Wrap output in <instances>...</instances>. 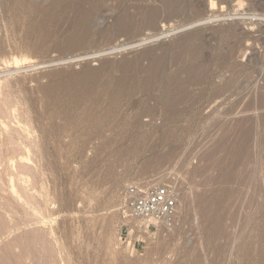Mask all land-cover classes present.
Segmentation results:
<instances>
[{
  "label": "rangeland",
  "instance_id": "rangeland-1",
  "mask_svg": "<svg viewBox=\"0 0 264 264\" xmlns=\"http://www.w3.org/2000/svg\"><path fill=\"white\" fill-rule=\"evenodd\" d=\"M68 1L0 0V264H264V0H210L213 13L209 0H102L83 13ZM84 13L89 36L66 46ZM154 57L160 74L141 87ZM202 59L201 95L169 114L164 103L195 86L185 76ZM242 125L250 138L235 155ZM160 182L179 193L181 228L147 236L141 254L120 250L122 191ZM203 193L222 197L212 236Z\"/></svg>",
  "mask_w": 264,
  "mask_h": 264
},
{
  "label": "bare ground",
  "instance_id": "bare-ground-1",
  "mask_svg": "<svg viewBox=\"0 0 264 264\" xmlns=\"http://www.w3.org/2000/svg\"><path fill=\"white\" fill-rule=\"evenodd\" d=\"M30 1H31V0H30ZM74 1H75V0H74ZM93 1H95V2H96V1H97V2L100 1V2H101L102 0H78V3H77V1H76V4L73 3L74 6H75V7L73 6V8H72V6H70L71 3H69V2H70V0H69L68 3H65V4H64V6H65V8H66V7H69V8H72V9L75 8L74 11H75V12H76V11L79 12V11L82 10L81 8H82V6H84V5H83L84 3H88L87 5H89V3L92 4ZM106 1H107V0H106ZM141 1H145V0H141ZM151 1H154V0H151ZM178 1H179V0H178ZM209 1H210V0H209ZM22 2H23V1H22ZM52 2H53V0H52ZM16 3H17V2H16ZM16 3H15V4H16ZM28 3H29V2H27L26 4H28ZM57 3H58V2H57ZM57 3H55V5H56ZM93 3H94V2H93ZM177 3H178V2H177ZM208 3H209V7H210V10L212 11V13H213V10H214V11L218 10V7H217L218 4H217V6H216V2H214V1H210V2H208ZM220 3H221V2H220ZM18 4H19V3H18ZM18 4H17V5H18ZM23 4H24V3H23ZM62 4H63V3H61V5H62ZM164 4H165V3H164ZM33 5H34V4H33ZM57 5L59 6L60 4H57ZM61 5H60V6H61ZM62 6H63V5H62ZM64 6H63V7H64ZM15 7H16V5H15ZM23 7H24V5H23ZM28 7H29V5L27 6V8H28ZM32 7H33V6H32ZM56 7H57V6H55L54 8H56ZM63 7H62V9H63ZM86 7H87V6H86ZM154 7H155V6H154ZM173 7H174V6H173ZM181 7H182V6H181ZM16 8H17V7H16ZM25 8H26V7H25ZM27 8H26V9H27ZM59 8H60V7H59ZM69 8H68V9H69ZM83 8H84V7H83ZM18 9H19V8H18ZM26 9H25V10H26ZM32 9H34V8H32ZM84 9H85V8H84ZM92 9H93V8H92ZM160 9H161V8H160ZM21 10H22V9H21ZM53 10H54V9H53ZM57 10H58V8L56 9V11H57ZM65 10H66V9H65ZM70 10H71V9H70ZM161 10H162V9H161ZM22 11H23V10H22ZM22 11H21V12H22ZM87 11H88V10H87ZM147 11H148V9H147ZM164 11H165V10H164ZM29 12H30V10H29ZM84 12H85V10H84ZM158 12H159V11H158ZM158 12H157L156 10H153V9H152V11H150V14H149V16H148L149 18L147 17V19H146V21H147V22H146L147 26H150V25L152 26V25H154V24L158 21V19H159ZM79 13H80V12H79ZM79 13H78V14H79ZM82 13H83V10H82ZM88 13H89V12H88ZM141 13H142V12H141ZM159 13H160V12H159ZM89 14H90V13H89ZM89 14H87V13L80 14V17H81L80 20L82 21L81 24L79 23L80 26H78V27H79L78 30L80 31V33L78 32L79 35H78V33H77V36L74 35L75 32H74V34L72 33V35L66 40V41H67L66 46L71 47V48L78 47V46H80V45L84 42V40L89 36V35L87 34V31L90 33V30H87V27H88V26H87V23L90 21V20H89V18H90V15H89ZM146 14H147V13H146ZM43 15H45V14H43ZM81 15H82V16H81ZM130 15H131V14H130ZM53 16H54V15H53ZM173 16H174V15H173ZM209 16H210V15H209ZM44 17H47V16H44ZM125 17H126V16H125ZM125 17H124V15H122L120 18H118V19L120 20V22H121L122 25H120L119 21H118V24H119V26H122V28H123V25H124V23H125V21H126V20L124 19ZM129 17H130V16H129ZM160 17H161V16H160ZM211 17H212V16H211ZM211 17H210V18H211ZM48 18H49V17H48ZM77 18H78V17H77ZM168 18H169V17H168ZM42 19H43V20H42ZM42 19H41V22H42V21H43V22H46V21H44V18H43V17H42ZM161 19H162V18H161ZM211 19H212V18H211ZM45 20H46V18H45ZM75 20H76V22H75ZM80 20L77 21V19H74V20H73L74 22H71V21H70V22H71L70 24H73V25H74V23H78V22H80ZM134 20H136V19H134ZM134 20H133V21H134ZM144 20H145V19H144ZM163 20H164V19H163ZM207 20L209 21L210 19L207 18ZM127 21L130 22V21H132V20H131V18H130V19L127 20ZM133 21H132V22H133ZM135 22H136V21H135ZM139 22H140V21H139ZM143 22H144V21H143ZM130 23H131V22H130ZM144 23H145V22H144ZM39 24H40V23H39ZM42 24H43V23H42ZM44 24H45V23H44ZM79 24H78V25H79ZM128 24H129V23L126 24L127 27H128ZM136 24H137V22H136ZM140 24H141V23H140ZM142 24H143V23H142ZM35 25H36V24H35ZM75 25H76V24H75ZM75 25L73 26V28H75ZM89 25H90V24H89ZM130 25H131V24H129V28H128L129 30H128V31H131V30H132V29H130ZM132 25H134V22H133ZM132 25H131V26H132ZM69 26H70V25H69ZM76 26H77V25H76ZM147 26H146V27H147ZM40 27H41V26H40ZM124 27H126V26H124ZM34 28H35V27H34ZM73 28H72V29H73ZM120 28H121V27H120ZM131 28H132V27H131ZM88 29H89V28H88ZM40 30H41V29H40ZM45 30H46V29H45ZM73 30H74V29H73ZM122 31H124V29H122ZM126 31H127V29L125 30V32H126ZM126 33H127V32H126ZM128 33H129V32H128ZM195 33H196V32H195ZM73 35H74V36H73ZM197 37H198V36H197ZM189 39H190V38H189ZM191 39H192V38H191ZM195 39H196V38H195ZM187 40H188V39H187ZM200 40H201V39H200ZM193 41H194V40H193ZM191 42H192V41H191ZM188 43L190 44V42H188ZM192 43H193V42H192ZM194 43H195V42H194ZM191 45H192V44H191ZM189 46H190V45H189ZM183 47H184V46H183ZM183 47H182V48H183ZM192 47H194V46H192ZM192 47H190V48H191L192 51H193V48H192ZM187 48H188V47H187ZM202 48H203V46H202ZM188 50H190V49H188ZM188 50L186 49V51H187V53H188V54L186 53V55H188V57L185 56L186 59H190V58L193 56V54L190 55L191 53H189ZM192 51H191V52H192ZM202 51H203V50H202ZM177 52H178V51H177ZM183 52H184V50H183ZM183 52H182V53H183ZM178 53H179V52H178ZM180 53H181V52H180ZM182 53H181V54H182ZM192 53H193V52H192ZM194 53H196V52H194ZM183 54H185V53H183ZM143 55H144V54H143ZM194 55H195V54H194ZM150 57H151V56H150ZM178 57H179V56H178ZM182 57H183V56H182ZM185 57H184V58H185ZM195 57H196V56H195ZM179 58H180V57H179ZM175 59H176V58H175ZM180 59H181V58H180ZM182 59H183V58H182ZM191 59H192V58H191ZM193 59H194V58H193ZM200 59H201V58H200ZM126 60H127V59H126ZM136 60H138V59H135V61L133 60V61L135 62V63H133L135 66H136ZM177 60H179V59H177ZM184 60H185V59H184ZM133 61H132V62H133ZM174 61H175V60H174ZM179 61H181V60H179ZM189 61H190V60H189ZM189 61H188V62H189ZM193 61H194V60H193ZM201 61H204V60H203V59L200 60V61L198 60L197 63H198V62H200V63H198V65H196L197 63H195V66H196V67L193 65L194 68H192V69L189 68L190 70L185 69V70L188 71V72H187L188 74H186L187 76H185L187 83L189 82L190 84H191V83L193 84V81H194V82L197 81V82L195 83V86L192 85V86H191L192 88L190 87L191 90H189V92L186 91V90L184 89L186 92H185L184 94L180 95V96L177 95L178 97H177L176 99H175V97H174L175 100H169V98L166 96V97L168 98V101L166 102V104L164 103V105H165V109L167 110V112H169V114L174 115L176 112H179V110H181L182 108H184L185 105H188V104H186L187 101H185V99H187L188 97H189V98H192V99H193V98L195 99L196 97H199V96L201 95V93H202L201 89L203 88V87H201V85L203 84L202 82H203V80H204L203 73L206 72V71H202L204 65H203V63H202ZM137 62H139V61H137ZM139 63H140V62H139ZM139 63H138V64H139ZM181 63H182V62H181ZM192 63H193V62H192ZM192 63H191V64H192ZM121 64H122V63H121ZM176 64H177V63H176ZM177 65H178V64H177ZM179 65H180V64H179ZM189 65H190V62H189ZM121 66H123L124 69L126 70V68H128V67H132L133 65H132L131 62H126V61H124L123 64H122ZM162 66H163V65H162V61H161V59H159V58H157V57H156V58L154 57V59L152 58V60H150V61L148 62V69H146L147 71L151 70V73L149 72L150 75H148V76H147L146 78H144L143 80L141 79L142 81L139 80V81H141V82H140V86H141V87H145V86H147L149 83H151L154 79H156V78H157V75H158V73L160 72ZM133 67H134V66H133ZM191 67H192V66H191ZM187 68H188V67H187ZM204 68H205V70H206V67H204ZM134 69H135V68H134ZM183 69H184V68H183ZM86 72H87V71H85V74L82 72L83 75H86V74H87ZM134 72H135V71H134ZM177 72H180V71H177ZM183 72H185V71H183ZM183 72H182V73H183ZM54 73H55V72H54ZM88 73H89V75H86V77L89 76V80H91L92 78H94V77H92V78L90 79V72H88ZM137 73H138V72H137ZM56 74H58V73H56ZM159 74H160V73H159ZM174 74H175V73H174ZM178 74H179V73H178ZM178 74H177V75H178ZM204 74H206V73H204ZM174 76H175V75H174ZM183 76H184V75H183ZM86 77L84 76L83 79H82V78H80V76H79V78L82 79V81H83ZM132 77H133V76H132ZM134 77H135V76H134ZM181 77H182V76H181ZM77 78H78V76H77ZM79 78H78V79H79ZM173 78H174V77H173ZM173 78H171V79H173ZM205 78H206V77H205ZM121 79H122V78H121ZM123 79H124V78H123ZM123 79H122V80H123ZM136 79H137V78H136ZM136 79L133 80V79L131 78V79H129V80H130V82H132L131 80H133V83H134V81H135ZM171 79H170V80H171ZM177 79H178V78H177ZM177 79H176V81H178ZM174 80H175V78H174ZM205 80H206V79H205ZM82 81H81V82H82ZM92 81H94V80L92 79ZM136 81H137V80H136ZM171 81H172V80H171ZM180 81H181V80H180ZM180 81H178V82L181 83ZM186 81H185V82H186ZM79 82H80V80H79ZM119 82H120V81H119ZM130 82H128V84H129ZM169 82H170V81H169ZM178 82H177V83H178ZM73 83H74V82H73ZM77 83H78V82H77ZM137 83H138V82H137ZM174 83H176V82L174 81ZM179 83H178L177 85H180ZM182 83H183V82H182ZM187 83H186V84H187ZM85 84H86V83H85ZM126 84H127V82H126ZM172 84H173V81H172ZM205 84H206V83H205ZM74 85H75V84H74ZM80 85H82V84L80 83ZM88 85H89V84H88ZM88 85H87V86H88ZM134 85H135V84H134ZM136 85H137V84H136ZM136 85H135V86H136ZM174 85H176V84H174ZM203 85H204V84H203ZM49 86L51 87V89L53 88L51 85H49ZM49 86H48V88H49V90H50V87H49ZM63 86H64V85H63ZM75 86H76V85H75ZM82 86H83V85H82ZM82 86H81V87H82ZM84 86H86V85H84ZM84 86H83V87H84ZM135 86H134V87H135ZM180 86H181V85H180ZM220 86H221V85H220ZM126 87H127V86H126ZM136 87H137V86H136ZM214 87H215V86H214ZM221 87H222V86H221ZM127 88H128V87H127ZM129 88H130V87H129ZM181 88H182V87H181ZM181 88H180V89H181ZM186 88H187V87H186ZM83 89H84V88H83ZM123 89H126V88L124 87ZM132 89H133V87H132ZM174 89H175V87H174ZM81 90H82V88H81ZM204 90H205V89H204ZM45 91H46V92H49V91H47V90H45ZM84 91H85V90H84ZM124 91H125V90H124ZM129 91H130V90H129ZM171 91H172V90H170V93H171ZM177 91H178V90H177ZM219 91H220V90H219ZM219 91H217V92H219ZM127 92H128V91H127ZM130 92H132V91H130ZM175 92H176V90H175ZM187 92H188V93H187ZM224 92H225V91H224ZM168 93H169V92H168ZM181 93H183V92H181ZM219 93H220V92H219ZM221 93H222V92H221ZM49 94H50V93H49ZM177 94H178V93H177ZM179 94H180V92H179ZM174 95H175V94H174ZM218 95H219V94H218ZM116 96H117V95H116ZM219 96H220V95H219ZM117 97H118V96H117ZM183 97H184V98H183ZM9 98H11V97H9ZM118 98H119V97H118ZM13 99H14V98H13ZM115 99H116V98H115ZM8 100H9V99H8ZM187 100H188V99H187ZM113 101H115V100H113ZM5 102H6V101H5ZM115 102H116V101H115ZM1 103H2V102H1ZM13 103H14V102H12V104H13ZM187 103H188V102H187ZM6 104H7V103H6ZM12 104H10V105H12ZM113 104H114V103H113ZM4 106H5V105H4ZM10 107H11V106H10ZM163 107H164V106H163ZM185 107H186V106H185ZM3 108H4V107H3ZM11 109H12V108H11ZM163 109H164V108H163ZM4 110H5V109H2V108H1V109H0V114H1V113H2V114L4 113V115H5V112H7V110H6L5 112H4ZM107 111H108V110H107ZM9 112H10V111H9ZM146 112L148 113V111H146ZM145 115H146V114H145ZM6 116H8L7 113H6ZM146 116H147V115H146ZM139 120L141 121V119H139ZM139 120H137V121L135 122V124H139V125H140ZM245 122H246V121H245ZM250 129H251V127L248 126V125H242V127L240 128V130H239V139H237V140H239L238 143H239V144L241 143V144H240L241 146H240L239 148L237 147L238 149H240V150H239L240 152L235 153V155H236V154H237V155H238V154L241 155V150H243V149H241V147L244 148L243 145L246 146V143H247V140H248V137H249V133H250ZM151 134H152V133H151ZM154 134H155V133H154ZM160 135H161V134H160ZM152 136H153V135H152ZM154 136L156 137V135H154ZM147 137H148V136H147ZM160 137H161V136H160ZM163 137H164V136H163ZM170 137H171V136H170ZM170 137H169V138H170ZM173 137H174V136H173ZM139 138H140V137H139ZM165 138H166V137H165ZM167 138H168V136H167ZM249 138H250V137H249ZM151 139H152V138H151ZM151 139H148V140H151ZM152 140H153V139H152ZM165 140H166V139H165ZM165 140H164V141H165ZM237 140H236V141H237ZM154 141H155V140H154ZM156 141H157V140H156ZM147 142H148V141H147ZM166 142H167V141H166ZM10 143H11V142H10ZM148 143H149V142H148ZM148 143H147V144H148ZM150 143H151V142H150ZM238 143H237V144H238ZM151 144L154 145L153 142H152ZM156 144H157V143H156ZM156 144H155V145H156ZM166 144H167V143H166ZM145 145H146V144H145ZM149 145H150V144H149ZM155 145H154L153 147L156 149ZM233 145H234V144H233ZM143 146H144V145H143ZM147 146H148V145H147ZM156 146H157V145H156ZM150 147H151V146H150ZM159 147H160V146H159ZM143 148H144V147H143ZM245 148H246V147H245ZM233 150H235V149H233ZM244 151H245V150H244ZM244 153H245V152H244ZM165 154H167V153H165ZM165 154H164V155H165ZM10 155H11V154H10ZM164 155L162 154L163 157L156 159L155 162L158 164L157 161H161V162H162L163 160H164V161L167 160V158L169 159V155H170L169 153H168L167 155H165V156H164ZM233 155H234V154H233ZM240 155H239V156H240ZM153 156H154V155H153ZM157 156H158V155H157ZM157 156L155 155L154 157H157ZM230 156H231V155H230ZM149 157H150V156H149ZM233 157H235V156H233ZM150 158H151V157H150ZM231 158H232V157H231ZM238 158H239V157H238ZM241 158H242V157H241ZM241 158H239V159H241ZM8 159H9V158H8ZM148 160L153 161V160H151V159H148ZM154 160H155V159H154ZM150 161H149L150 164H148V165H150V166H154V164L152 165V162H150ZM230 161H231V160H230ZM147 162H148V161H147ZM147 162H146V163H147ZM235 162H236V161H235ZM156 163H155V164H156ZM159 163H160V162H159ZM162 163H163V162H162ZM233 163H234V162H233ZM9 164H10V163H9ZM160 164H161V163H160ZM234 164H235V163H234ZM231 165H232V164H231ZM144 166H146V164H144ZM157 166H158V165H157ZM159 166H160V165H159ZM148 167H149V166H148ZM148 167L146 166V168H148ZM144 168H145V167H144ZM155 168H156V165L152 168V170H153L152 173L155 172ZM149 169H150V168H149ZM143 170H144V169H143ZM189 172H190V171H189ZM144 173H145V172H144ZM148 173H149V172H148ZM194 173H195V172H194ZM146 174H147V173H145V175H146ZM192 174H193V173H192ZM142 175H143V177H144V174H142ZM148 176H150V175H148ZM151 176H152V175H151ZM143 177H142V178H143ZM144 178H145V177H144ZM144 178H143V179H144ZM148 178H149V177H148ZM144 180H145V179H144ZM114 182H115V181H114ZM114 182H113V183H114ZM113 185H114V184H113ZM112 189H113V188H112ZM109 190H110V188H109ZM206 191H207V190H206ZM213 193H215V192H213ZM217 193H218V192H217ZM204 194H205V193H203V195L196 196V197H195V201H196V203H198V210L201 212L203 218H205L208 222L210 221V223H211V220H210V219H212L213 216L216 218V216H215L214 214H213V216L210 215V213H211L210 208H212L214 205H217V201L219 202V200H220L222 197L220 196V197H219V200H217V196H215V197H214V199L216 198V204H215V202H214V203H211L212 200L210 199V197L208 198V197H207L206 195H204ZM221 194H222V193H220V195H221ZM208 195H210V194H208ZM213 195H214V194H213ZM217 195H218V194H217ZM210 196L213 197V196H212V193H211ZM218 196H219V195H218ZM225 197H226V196H225ZM184 198H185V197H184ZM223 198H224V197H223ZM212 199H213V198H212ZM184 200H185V199H184ZM213 201H214V200H213ZM221 201H222V199H221ZM221 201H220V202H221ZM220 202L218 203V205L220 204ZM211 204H213V205L211 206ZM221 206H222V205H221ZM226 206H227V205H226ZM233 206H234V205H233ZM217 207H218V206H217ZM215 208H216V207H215ZM218 208H219V207H218ZM230 208H231V207H230ZM212 210H214V209H212ZM227 210H229V209H227ZM199 211H198V212H199ZM214 211H216V209H215ZM214 211H212V212L215 213ZM225 211H226V210H225ZM232 211H234V210H232ZM229 213H230V212H229ZM232 213H233V212H232ZM201 214H200V218H201V220H202L203 218L201 217ZM216 215H217V214H216ZM230 215H231V214H230ZM217 218H218V217H217ZM197 220H198V219H197ZM206 220H204V221L202 220V221L205 222ZM214 221H216V220L214 219ZM214 221H213V223H214ZM199 222H200V221H199ZM208 222H207L206 224H209V226L206 225L205 223H203V224H205L204 226H208V227H209L208 232H207V230H206L205 233H208L209 235L212 236L213 234L216 233L217 230L219 231V229H218L219 226H217L218 228L215 226V223H216V222H215L214 224H213V223L210 224V223H208ZM2 225H3V224H2V222L0 221V229H1ZM210 225H211V226H210ZM204 226H203V229L205 228ZM201 227H202V226H201ZM206 228H207V227H206ZM206 228H205V229H206ZM220 229H221V228H220ZM203 231H204V230H203ZM218 231H217V232H218ZM41 232H43V231H41ZM51 232H52V231H51ZM51 232H50V233H51ZM47 233H48V232H47ZM219 233H220V232H219ZM39 235H40V234H39ZM44 235H45V234H44ZM216 235H218V234H216ZM45 236H47V235H45ZM205 236H206V235H205ZM211 236H210V237H211ZM214 236H215V235H214ZM203 237H204V236H203ZM207 237H208V238H207L208 240L211 239V238H213V237L209 238V236H207ZM34 238H35V236H34ZM215 238H216V236H215ZM42 239H44V238H42ZM205 239H206V238H205ZM33 240H34V239H33ZM35 240H36V239H35ZM45 240H46V239H45ZM31 241H32V239H31ZM31 241H30V242H31ZM37 241H38V240H37ZM37 241H36V242H37ZM206 241H207V240H206ZM211 241H212V240H211ZM213 241H214V240H213ZM34 242H35V241H34ZM36 242H35V243H36ZM41 242H42V241H41ZM45 242H47V240H46ZM41 244H44V243H41ZM48 244H49V242H48ZM48 244H47V245H48ZM33 245H34V244H33ZM45 245H46V243H45ZM36 246H37V245H35V248H36ZM38 246H39V242H38ZM38 246H37V247H38ZM40 246H41V245H40ZM33 247H34V246H33ZM46 247H47V246H46ZM48 247H49V246H48ZM48 247H47V248H48ZM33 249H34V248H33ZM50 249H51V248H50ZM45 250H46V249H45ZM46 252H47V251H46ZM49 252H50V251H49ZM47 254H48V253H47ZM21 255H22V254H21ZM48 255H49V254H48ZM47 259H48V258H47ZM47 259H46V260H47ZM47 261H49V260H47ZM49 263H50V262H49ZM1 264H2V262H1Z\"/></svg>",
  "mask_w": 264,
  "mask_h": 264
},
{
  "label": "built area",
  "instance_id": "built-area-1",
  "mask_svg": "<svg viewBox=\"0 0 264 264\" xmlns=\"http://www.w3.org/2000/svg\"><path fill=\"white\" fill-rule=\"evenodd\" d=\"M219 1L231 4L233 0ZM117 205V211L123 221L118 248L128 254H141L147 236L166 237L183 224L179 193L174 185L168 182L143 186L127 185Z\"/></svg>",
  "mask_w": 264,
  "mask_h": 264
}]
</instances>
